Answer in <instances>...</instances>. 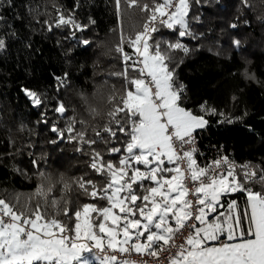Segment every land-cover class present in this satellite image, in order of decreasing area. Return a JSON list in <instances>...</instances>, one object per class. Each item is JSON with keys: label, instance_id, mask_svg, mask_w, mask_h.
I'll return each instance as SVG.
<instances>
[{"label": "snow or ice", "instance_id": "snow-or-ice-1", "mask_svg": "<svg viewBox=\"0 0 264 264\" xmlns=\"http://www.w3.org/2000/svg\"><path fill=\"white\" fill-rule=\"evenodd\" d=\"M5 2L12 0H0V7ZM126 3L133 7L138 0ZM116 4L119 8L120 0ZM190 10L191 0H152L140 6L148 14L142 31L127 40L121 31L116 51L124 71L115 75L124 80L123 93L109 121L94 130L97 139L85 140L83 131L69 137L105 145L102 151L92 149L89 164L103 183L74 178L80 194L92 202L77 201L72 207L63 196L51 195L52 184L38 185L22 205L19 196L15 203L0 198V264H138L128 257L159 259L162 252L168 253V264H264V167L247 163L237 172L224 155L198 163L196 137L208 121L183 106L185 86L171 67V52L188 49L179 41L153 39L161 28L180 37L192 35ZM74 23L61 15L57 26ZM125 43L134 49L131 55ZM5 47L0 39V50ZM130 69L135 75H129ZM25 92L41 104L36 92ZM56 111L66 109L61 103ZM52 131L65 135L55 126ZM73 131L69 124L67 132ZM118 140L122 147L109 146ZM105 154L119 158L105 159ZM61 182L62 191L70 189L63 177ZM257 184L261 190H254ZM233 193L245 194L244 203L222 199Z\"/></svg>", "mask_w": 264, "mask_h": 264}, {"label": "trees", "instance_id": "trees-1", "mask_svg": "<svg viewBox=\"0 0 264 264\" xmlns=\"http://www.w3.org/2000/svg\"><path fill=\"white\" fill-rule=\"evenodd\" d=\"M144 3L152 0H138L133 7L120 0L119 8L116 0H12L0 7V39L6 45L0 50V198L15 203L19 196L22 205L38 185L52 184L51 195L63 196L69 207L92 202L73 179L103 183L89 164L92 149L102 151L105 145L69 137L83 131L85 140L97 139L94 130L109 121L124 89L123 78L115 75L124 71L116 47L121 31L125 40L142 31L148 15L140 11ZM61 15L75 23L57 26ZM189 17L192 35L180 37L167 28L153 34L188 49L171 52V67L185 86L183 106L208 121L202 130L208 141L223 144L239 161L264 167V0H191ZM124 50L134 52L127 43ZM129 75L135 73L130 69ZM25 89L36 92L41 104ZM113 96L117 99L110 100ZM61 103L63 114L56 111ZM53 126L64 130L63 138ZM109 146L122 147L119 140ZM61 177L69 190H61ZM222 199L243 204L245 194Z\"/></svg>", "mask_w": 264, "mask_h": 264}, {"label": "built area", "instance_id": "built-area-1", "mask_svg": "<svg viewBox=\"0 0 264 264\" xmlns=\"http://www.w3.org/2000/svg\"><path fill=\"white\" fill-rule=\"evenodd\" d=\"M134 59H135V57H134ZM198 133L199 134L196 137L195 147L198 150L197 161L201 165L208 164L211 161L218 159L221 155L227 156L230 161L235 162V164L237 165V172L240 171L239 166L250 163L248 161H239V160L235 159L233 157L232 153L227 151L223 144H216V143H213L211 141H208V136L204 131L198 130ZM116 255L120 256L119 253H116ZM167 255H168L167 252H162L160 254V258L156 259V258H152V257L146 256V255L141 256L140 254L133 253L128 258L133 260V261H137L138 264L142 260L147 261V264H168V260L166 258Z\"/></svg>", "mask_w": 264, "mask_h": 264}, {"label": "rangeland", "instance_id": "rangeland-1", "mask_svg": "<svg viewBox=\"0 0 264 264\" xmlns=\"http://www.w3.org/2000/svg\"><path fill=\"white\" fill-rule=\"evenodd\" d=\"M205 118V117H204ZM261 190V189H260Z\"/></svg>", "mask_w": 264, "mask_h": 264}]
</instances>
